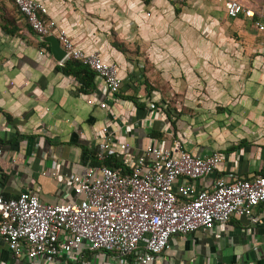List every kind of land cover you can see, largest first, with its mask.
<instances>
[{
	"label": "crops",
	"instance_id": "1",
	"mask_svg": "<svg viewBox=\"0 0 264 264\" xmlns=\"http://www.w3.org/2000/svg\"><path fill=\"white\" fill-rule=\"evenodd\" d=\"M83 1L44 0L50 17L65 28L74 43L117 62L124 81L131 66L123 53L84 38V26L74 11L84 5ZM237 1L256 13L264 5V0ZM155 2L151 0L150 6L154 7ZM205 3L214 6L213 17L223 18L224 34L229 35L227 29L235 33L237 40L231 51L238 56L236 71L245 77L233 94L221 92L217 99L208 89L210 96L206 95V99L189 100V133L182 126L175 137L166 129V122L159 119L158 112L147 110V100L155 99L145 85L122 82L120 90L112 94L95 75V88L88 93L79 92L78 82L57 69L59 63L15 7L8 20L0 21V191L14 197L21 190L32 189L44 202L63 200L70 177L90 165L88 153L99 149L98 133L104 124L109 125L119 144H126L124 151L115 155L118 162L125 156L133 163L150 142L147 130L153 127L163 130V138L158 141L167 147H183L203 155L219 151L223 165L214 174L194 180L197 189L211 187L217 176L234 180L262 175L264 32H258L249 18H230L221 6ZM125 96L144 103L146 108L137 109ZM160 113L163 115L162 110ZM186 116L181 113L180 119L185 120ZM15 138L14 143H7ZM253 214L255 221L233 217L211 229L173 236L169 248L154 264H264V202L254 208ZM0 264H15L2 241Z\"/></svg>",
	"mask_w": 264,
	"mask_h": 264
},
{
	"label": "built area",
	"instance_id": "2",
	"mask_svg": "<svg viewBox=\"0 0 264 264\" xmlns=\"http://www.w3.org/2000/svg\"><path fill=\"white\" fill-rule=\"evenodd\" d=\"M204 1L221 6L230 18H249L258 32H264V5L256 13L237 0ZM14 4L36 34L57 37L65 50L59 64L76 59L95 73L109 93L120 90L123 78L117 62L78 47L50 17L44 0H14ZM98 137L100 161L126 148L108 124ZM121 163L86 166L70 177L66 197L55 203L42 201L32 189L14 197L0 191V241L14 263L154 264L173 236L211 229L233 217L255 221L253 210L264 202V175L234 180L217 176L211 187H195L194 180L214 174L223 165L217 150L203 155L150 139L133 163L125 156Z\"/></svg>",
	"mask_w": 264,
	"mask_h": 264
},
{
	"label": "rangeland",
	"instance_id": "3",
	"mask_svg": "<svg viewBox=\"0 0 264 264\" xmlns=\"http://www.w3.org/2000/svg\"><path fill=\"white\" fill-rule=\"evenodd\" d=\"M150 1L84 0L75 17L84 26V38L124 50L131 71L123 82L146 86L155 99L147 100V110L163 120L165 106L187 113L182 126L188 134L189 100L206 99L208 89L218 99L221 92L233 94L240 87L245 75L236 71L238 56L231 51L237 38L230 29L224 34L223 18L213 17L214 6L203 0L181 5L155 0L154 7ZM15 7L14 0H0V21L8 20Z\"/></svg>",
	"mask_w": 264,
	"mask_h": 264
},
{
	"label": "trees",
	"instance_id": "4",
	"mask_svg": "<svg viewBox=\"0 0 264 264\" xmlns=\"http://www.w3.org/2000/svg\"><path fill=\"white\" fill-rule=\"evenodd\" d=\"M2 28L5 30L7 29V27L4 25H2ZM30 30L33 31L31 28ZM41 44L44 45L46 49L50 50L48 43L41 42ZM115 48L118 51L124 53V50L119 45L115 44ZM57 69L65 75L72 76L78 82L79 92L88 93L95 88V84H94L95 73L88 66L82 64L80 61L76 59L65 60L62 64H57ZM123 98L130 99L135 104L136 108L139 110H143L146 108V105L144 103H138L135 100V98H132L131 96H125ZM153 105L154 107H158L156 103H154ZM165 107L166 108L164 110L162 109L163 116H164L163 121L166 122V126H165L166 129L170 130L172 133V136L175 137L177 136L176 132L182 127V125L186 124V122H183V120L180 119L179 112H176L174 109L169 108L168 106H165ZM4 115L7 120H10V116L8 114H4ZM147 136L151 139L161 140L163 138V130L159 128H154V127L150 128L147 130ZM15 141H16V138L12 140H8L7 143L11 144V143H14ZM85 151L87 152V150ZM88 154L91 159L90 165H93V166L104 164V165L116 167V166L122 165L121 162H118L117 159H115V154H111L110 156H108V158L102 161L98 160L95 152H89ZM260 173L264 175V169Z\"/></svg>",
	"mask_w": 264,
	"mask_h": 264
},
{
	"label": "water",
	"instance_id": "5",
	"mask_svg": "<svg viewBox=\"0 0 264 264\" xmlns=\"http://www.w3.org/2000/svg\"><path fill=\"white\" fill-rule=\"evenodd\" d=\"M43 42H46L50 46V52L53 58L59 63L65 56V50L60 46L59 40L53 34L46 36H40Z\"/></svg>",
	"mask_w": 264,
	"mask_h": 264
}]
</instances>
